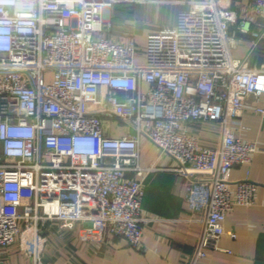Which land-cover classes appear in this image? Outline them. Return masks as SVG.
<instances>
[{
    "label": "built area",
    "instance_id": "obj_1",
    "mask_svg": "<svg viewBox=\"0 0 264 264\" xmlns=\"http://www.w3.org/2000/svg\"><path fill=\"white\" fill-rule=\"evenodd\" d=\"M136 1L0 0V248L16 245L31 264H51L54 221L102 226L146 249L154 218L141 198L154 168L140 163L142 137L173 160L167 169L188 180L187 210L202 214L189 264L222 250L226 216L255 202L258 183L229 175L260 148L230 122L249 104L264 117V65L233 50L237 33L255 46L263 26L237 0H186L141 47L133 31L112 34L111 8ZM249 8L264 17V0ZM193 122L217 124L219 142L201 145ZM113 124L130 131L111 135Z\"/></svg>",
    "mask_w": 264,
    "mask_h": 264
},
{
    "label": "crops",
    "instance_id": "obj_2",
    "mask_svg": "<svg viewBox=\"0 0 264 264\" xmlns=\"http://www.w3.org/2000/svg\"><path fill=\"white\" fill-rule=\"evenodd\" d=\"M186 0H149L154 5L177 3L184 8ZM253 0H237L235 6L242 16L252 21V27L263 26V35L254 46L251 35L236 34L238 43L233 50L236 57L250 55L249 64L264 65V25L250 10ZM111 8V19L116 11ZM176 13L173 17L175 22ZM171 24V23H170ZM115 31V30H114ZM114 35V34H113ZM138 39V35H137ZM108 124V122H106ZM234 134L243 140L254 141L260 148L246 165L233 166L230 179L248 176L258 183L255 202L236 205L226 216L224 233L219 241L222 250H207L200 264H264V117L248 105L240 118L231 120ZM114 125L111 135L127 134L130 129ZM189 130L195 132L203 146H215L220 140L217 124L193 122ZM140 163L152 166L145 178L141 198L142 212L154 218L144 229L145 250L132 248L124 239L111 236L104 227L78 223L74 228H63L57 221L48 229V243L44 257L51 264H189L202 231V214L187 210L185 194L188 180L167 167L174 165L167 155L146 137L139 142ZM233 231L231 237L228 232ZM223 249L229 250V252ZM0 264H31L16 245L0 248Z\"/></svg>",
    "mask_w": 264,
    "mask_h": 264
},
{
    "label": "rangeland",
    "instance_id": "obj_3",
    "mask_svg": "<svg viewBox=\"0 0 264 264\" xmlns=\"http://www.w3.org/2000/svg\"><path fill=\"white\" fill-rule=\"evenodd\" d=\"M149 0H138L134 3H117L114 5L117 10L116 17L112 20L115 25L112 34L124 35V32H134L138 35V44L142 47L145 33L148 30L173 24V17L180 5L177 3L154 5ZM110 35V33H108Z\"/></svg>",
    "mask_w": 264,
    "mask_h": 264
},
{
    "label": "water",
    "instance_id": "obj_4",
    "mask_svg": "<svg viewBox=\"0 0 264 264\" xmlns=\"http://www.w3.org/2000/svg\"><path fill=\"white\" fill-rule=\"evenodd\" d=\"M256 20H257V22H259L260 24H263V25H264V17H262V16H257Z\"/></svg>",
    "mask_w": 264,
    "mask_h": 264
}]
</instances>
